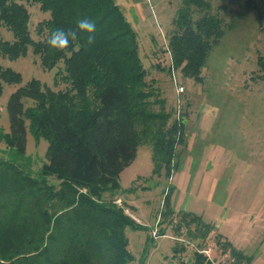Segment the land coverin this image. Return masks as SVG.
Returning <instances> with one entry per match:
<instances>
[{
    "label": "trees",
    "instance_id": "trees-1",
    "mask_svg": "<svg viewBox=\"0 0 264 264\" xmlns=\"http://www.w3.org/2000/svg\"><path fill=\"white\" fill-rule=\"evenodd\" d=\"M27 4H39L50 15L37 25L38 40ZM235 4L256 12L264 36V0H223L216 8L214 0H181L164 48L171 62L168 68L159 61L155 67L169 73L180 69L185 78L201 82L225 33L222 11ZM83 18L95 22L93 44L87 43L88 33H79L67 49L48 45L55 28L76 29ZM30 48L44 69L63 62L54 82L67 84L54 89L39 78L23 83L20 71L0 63V96L6 84L18 85L7 102L9 130L0 126V142L25 155L29 131L48 141L38 175L11 154L0 155V264H129L134 256L127 228L145 227L116 201L125 191L120 175L149 142L152 174L170 178L186 145L188 112L181 107L175 116L143 61L139 32L117 0H0V56L17 59ZM257 67L254 77L264 79V50ZM171 188L164 196L159 235L169 228L187 234L197 240L193 264H213L202 251L211 225L190 210H176ZM217 241L232 258L228 264H248L251 257L244 251Z\"/></svg>",
    "mask_w": 264,
    "mask_h": 264
},
{
    "label": "rangeland",
    "instance_id": "rangeland-1",
    "mask_svg": "<svg viewBox=\"0 0 264 264\" xmlns=\"http://www.w3.org/2000/svg\"><path fill=\"white\" fill-rule=\"evenodd\" d=\"M117 2L139 32L143 61L158 79L162 94L170 99L175 116L180 115L181 107L188 112L186 145L180 149V165L170 178L152 174L153 149L149 142L140 146L136 160L120 175L125 191L115 194L116 201L145 227L127 228L129 249L134 256L129 264L195 261L197 240L187 234L178 236L171 228L167 234L159 235L158 222L169 187H172L171 205L176 210H190L211 225L205 244L206 248L215 246L208 258L211 263L232 260L218 247L220 238L239 250L250 248L246 253L251 257L248 264H264V79L254 77L257 57L264 50V36L256 12L239 4L222 11L227 19L225 33L208 57L202 81L195 83L185 78L180 69L173 68L169 73L154 65L159 61L168 68L171 62L164 48L167 49L168 31L181 0ZM214 2L216 8L223 0ZM27 7L31 13V32L38 40L41 36L37 25L50 15L39 4ZM2 31L6 38H12L6 28ZM0 63L20 71L23 83L39 78L54 89L67 84L54 82L63 62L53 69H44L32 48L17 59L0 56ZM176 82L185 87L182 93H177ZM17 87L6 84L0 96L3 131L9 130L7 102ZM211 107L217 112H207ZM257 125L259 132L254 136ZM47 146L44 137L29 131L25 155L8 148L4 142H0V155L8 158L11 154L20 159L27 171L38 175L46 161ZM177 246L179 250L182 246L185 249L176 252Z\"/></svg>",
    "mask_w": 264,
    "mask_h": 264
},
{
    "label": "clouds",
    "instance_id": "clouds-1",
    "mask_svg": "<svg viewBox=\"0 0 264 264\" xmlns=\"http://www.w3.org/2000/svg\"><path fill=\"white\" fill-rule=\"evenodd\" d=\"M95 31V22L88 18H83L77 21L76 29H68L66 31L61 27L55 28L47 43L53 49L64 50L68 48L70 42H74L79 38V33H88L87 43L91 45L95 42Z\"/></svg>",
    "mask_w": 264,
    "mask_h": 264
},
{
    "label": "built area",
    "instance_id": "built-area-1",
    "mask_svg": "<svg viewBox=\"0 0 264 264\" xmlns=\"http://www.w3.org/2000/svg\"><path fill=\"white\" fill-rule=\"evenodd\" d=\"M175 86H176V90H177V93L179 94V93H182V91L184 90V86L182 85V84H180L179 82H176V84H175ZM215 248V246L214 247H210V248H206V249H203L202 251H204L205 252V254L208 256V258H209V256L211 257L212 256V251H213V249ZM211 261H213V260H211ZM214 262V261H213ZM212 262V263H213ZM213 264H228L227 263V261H222V262H216V263H213Z\"/></svg>",
    "mask_w": 264,
    "mask_h": 264
},
{
    "label": "crops",
    "instance_id": "crops-1",
    "mask_svg": "<svg viewBox=\"0 0 264 264\" xmlns=\"http://www.w3.org/2000/svg\"><path fill=\"white\" fill-rule=\"evenodd\" d=\"M205 70H206V69H205ZM217 110H218V109H217ZM217 110H214V108L211 107V108L208 109L207 112H209V113H214V112H217ZM262 120H264V118H263ZM257 128H258V125H257V127L254 129V132H253L252 135L256 136V135L258 134L259 130H258ZM249 250H250V248H248V249H244L243 251H244L245 253H248ZM227 255H228V253H227Z\"/></svg>",
    "mask_w": 264,
    "mask_h": 264
}]
</instances>
